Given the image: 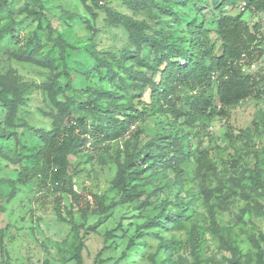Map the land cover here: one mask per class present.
I'll return each mask as SVG.
<instances>
[{"label":"trees","instance_id":"1","mask_svg":"<svg viewBox=\"0 0 264 264\" xmlns=\"http://www.w3.org/2000/svg\"><path fill=\"white\" fill-rule=\"evenodd\" d=\"M55 1L60 0H24L22 8L15 10L12 0H0V67L6 55L9 60L34 65L51 75L47 82L35 85L46 94L52 106L43 111L50 119V127H30L40 143L22 158H9L24 162L19 182H27L32 170L42 186L67 194L71 204L78 206L80 195L73 189L69 156L84 151L89 142L98 149L129 135L124 140L129 152L127 158L120 161L119 156L115 157L117 168L112 187L120 193V203L139 200L144 191H139L134 182L141 177L144 163L148 162V167L160 164L163 168H177L183 159L190 158L188 133L179 124L193 126L214 113L227 117L228 110L245 99L264 95V85H261L264 77L250 71L251 65L264 56V35L259 24L251 25L248 21L252 13L264 11V0H119L130 14L109 7L103 0H79L90 16L95 18V10H103L109 25L121 26L128 34L134 49L123 48L118 57L111 51L93 49L91 38L76 36L74 26L78 15L71 11L62 9L59 16L62 23L60 27L54 26L48 15ZM237 6L239 12L230 13ZM204 10L215 12L214 16L207 20ZM138 14L144 18H136ZM30 20L36 22L35 28L28 35L20 34ZM181 20L184 26L178 25ZM85 22L91 28L89 20ZM45 43L49 44L46 50ZM145 47L147 53L143 56ZM77 56L84 59L82 66H89L87 70L77 72L70 66L71 60L77 62ZM97 76L104 78L111 88L89 84ZM80 81L84 82L83 86L78 85ZM29 89L16 80L14 69L0 71V104L6 110L7 121L16 116L19 105L24 102L22 95ZM147 90L148 101H122L126 95L133 93L137 97V92ZM149 113L164 117L166 123L136 149V140L142 131L131 126ZM9 134L0 130V138ZM239 134L249 138L245 131ZM1 152L0 148L3 157ZM193 156L194 172L201 180L197 198L219 197L221 202H227L232 193L224 191L222 183L214 189L209 187L216 173L209 152L199 149ZM248 178L253 184L263 185L261 167L255 165ZM94 199L95 208H90L89 201L85 207L78 208L82 218H87L89 213L105 215L114 206V203L105 205L103 196L96 195ZM57 202L60 207L59 197ZM149 204L146 196L138 207ZM180 205L178 211H162L147 219L145 228L170 224L183 229L194 210ZM57 213L62 216L60 208ZM260 213L264 215L263 206ZM68 215L72 218L71 211ZM164 216L166 224L162 221ZM189 220L188 241L198 251L205 227ZM71 224L74 229L72 220ZM121 228L119 224L114 230ZM213 232L218 235V231L213 229ZM177 242L165 247L176 249ZM132 246L131 239L127 249ZM81 248L79 241L74 254L79 263ZM256 254V264H264V251L258 250Z\"/></svg>","mask_w":264,"mask_h":264},{"label":"rangeland","instance_id":"2","mask_svg":"<svg viewBox=\"0 0 264 264\" xmlns=\"http://www.w3.org/2000/svg\"><path fill=\"white\" fill-rule=\"evenodd\" d=\"M12 1V8H22L24 0ZM103 2L130 14L119 0ZM51 4L48 17L52 24L60 27L62 9L78 15L75 35L91 38L93 49L111 51L117 57L123 48L134 49L121 26L109 25L105 21L103 10H95L96 17L93 18L79 0H60ZM203 12L207 20L215 13ZM238 12V6L230 9V13ZM135 17L144 18L143 14ZM85 19L89 20L91 28ZM248 21L251 25L259 24L264 35V11L252 13ZM178 25L184 26V21ZM24 26L20 34L28 35L36 22L30 20ZM211 36L215 37L214 34ZM48 47L49 44L45 43V50ZM146 51L145 47L143 56ZM76 60L70 62L75 71L89 68L82 66L84 59L80 56ZM9 69H14L16 80L30 89L22 95L24 102L10 121L6 120V110L0 104V130L10 133L0 138L3 154L0 156V264H256L257 251H264V215L260 213L264 207V95L245 99L230 108L227 117L214 113L208 120L201 119L193 126L179 124L188 133L190 158L183 159L177 168H163L160 164L148 167V162L144 163L141 177L134 182L144 194L136 201L120 203V193L112 187L117 168L115 157L119 156L120 161L127 158L129 152L124 140L129 135L98 149L89 142L84 151L69 156L73 189L80 195V206H77L71 204L67 194L42 186L32 170L27 182L18 181L24 162L21 164L10 159L22 158L40 143L30 127H50V119L43 115V111L52 106L46 94L35 85L47 82L51 75L34 65L9 60L5 55L0 71L5 73ZM250 71L264 77V56L256 60ZM60 81L64 83L65 79L61 77ZM89 84L111 88L104 78L98 76ZM78 85L83 86L84 82L80 81ZM137 93V97L131 93L122 101H148V90ZM165 123V118L156 113H149L143 120L133 123L131 128L142 131L136 140V149H140ZM243 131L249 134V138L239 134ZM230 133L233 137H229ZM131 141L133 147L134 139ZM197 148L206 149L216 167L209 187L214 189L222 183L224 191L232 193L227 202H221L219 197L211 200L197 198L201 182L194 172L193 155L197 154ZM138 163L141 162L138 160ZM255 165L262 169L263 185L253 184L248 178ZM96 195L103 196L105 205L114 203L112 210L105 215L89 213L87 218H82L78 208L85 207L87 201L91 209L95 208ZM146 196H149L150 204L139 208ZM58 197L60 207H57ZM180 204L193 209L194 214L189 219L205 227L198 251L193 250L188 241L189 219L183 229L166 224V216L162 220L166 226L149 229L144 226L147 219L162 211L180 210ZM58 208L62 216L57 213ZM68 211H71L72 218ZM119 224L124 229L114 230ZM110 231H115L114 235L109 236ZM131 239L134 246L127 249ZM79 241L82 242L81 263L74 256ZM173 241H178L176 249L166 248ZM123 253L126 256L122 257Z\"/></svg>","mask_w":264,"mask_h":264},{"label":"built area","instance_id":"3","mask_svg":"<svg viewBox=\"0 0 264 264\" xmlns=\"http://www.w3.org/2000/svg\"><path fill=\"white\" fill-rule=\"evenodd\" d=\"M252 67L254 66V65H251Z\"/></svg>","mask_w":264,"mask_h":264}]
</instances>
